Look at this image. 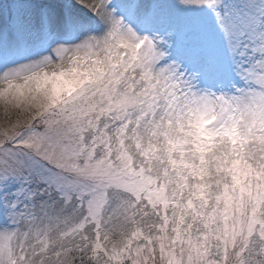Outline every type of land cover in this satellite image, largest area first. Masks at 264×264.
<instances>
[{
    "label": "rangeland",
    "instance_id": "obj_1",
    "mask_svg": "<svg viewBox=\"0 0 264 264\" xmlns=\"http://www.w3.org/2000/svg\"><path fill=\"white\" fill-rule=\"evenodd\" d=\"M78 5L0 0V264H264V0Z\"/></svg>",
    "mask_w": 264,
    "mask_h": 264
},
{
    "label": "bare ground",
    "instance_id": "obj_2",
    "mask_svg": "<svg viewBox=\"0 0 264 264\" xmlns=\"http://www.w3.org/2000/svg\"><path fill=\"white\" fill-rule=\"evenodd\" d=\"M97 1H100V0H79V5H78L77 8L80 9V10L82 9V10L86 11V10H88L89 7H92L91 6L92 3L97 2ZM125 3H126V0H117V5L121 6V5H125ZM96 7L97 6H95L94 8H91L93 10V12H95V11L97 12L98 11V9H95ZM134 7L135 8L133 9L132 14H129L130 21L132 20V21H135V22H140L144 18V17H142L143 14H144L143 13L144 12L143 8L141 6L137 7V5L134 6ZM99 13H100L101 21H102L103 25H106L109 20L113 21V18H111V16L107 12H104V11L100 10ZM109 17H110V19H108ZM138 37H139L138 34H136L134 32H126L123 38L128 40V42H130V44L134 48L135 45H138V46L140 45L138 43V39H139ZM179 62H181V61H179ZM49 67H53L52 64H50ZM49 67H46L43 70L41 69L38 72L36 71L35 73H37V74L33 73L34 75H37V76H35V78L43 76V74L49 69ZM22 75L23 74L19 75V77L17 79H20L22 77ZM26 77H28V76H26ZM3 95H4V92L0 91V98ZM207 110H208V106L204 105V111L207 112Z\"/></svg>",
    "mask_w": 264,
    "mask_h": 264
}]
</instances>
